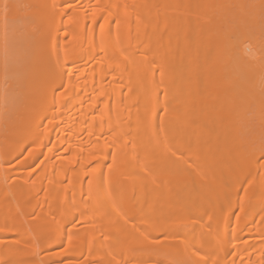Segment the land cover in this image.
<instances>
[{"label":"bare ground","instance_id":"1","mask_svg":"<svg viewBox=\"0 0 264 264\" xmlns=\"http://www.w3.org/2000/svg\"><path fill=\"white\" fill-rule=\"evenodd\" d=\"M258 121L264 0H0V264H264Z\"/></svg>","mask_w":264,"mask_h":264},{"label":"rangeland","instance_id":"2","mask_svg":"<svg viewBox=\"0 0 264 264\" xmlns=\"http://www.w3.org/2000/svg\"><path fill=\"white\" fill-rule=\"evenodd\" d=\"M144 7V6H143ZM13 25H15V26H21V23H20V21L19 22H15V23H12ZM12 25V26H13ZM17 31V30H16ZM20 32H22V31H24V30H22V29H20L19 30ZM11 32H12V30H11ZM19 33V32H18ZM23 34V33H22ZM36 64H34L33 63V68H36ZM8 85H6V87H7ZM259 122V121H258ZM256 122L255 123V125H254V127H255V130L259 133L258 134V136L260 135V137L258 138V139H260L259 141H261V142H263L264 143V121L262 122L261 121V123L259 122ZM257 132H256V134H257ZM176 257V258H175ZM179 257V256H178ZM177 256H174V258H173V255L172 256H170V258L172 259V260H174V263L175 264H177L178 262H180L179 264H185V262L183 261V260H179V258H178ZM176 260V261H175ZM178 261V262H177ZM182 262V263H181ZM184 262V263H183ZM186 264H188V263H186Z\"/></svg>","mask_w":264,"mask_h":264},{"label":"snow or ice","instance_id":"3","mask_svg":"<svg viewBox=\"0 0 264 264\" xmlns=\"http://www.w3.org/2000/svg\"><path fill=\"white\" fill-rule=\"evenodd\" d=\"M261 159H264V155H262Z\"/></svg>","mask_w":264,"mask_h":264}]
</instances>
